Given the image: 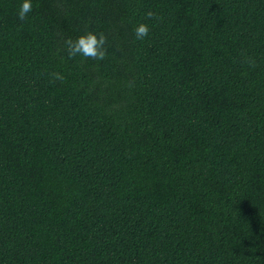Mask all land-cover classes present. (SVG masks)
I'll return each instance as SVG.
<instances>
[{"label": "trees", "instance_id": "1", "mask_svg": "<svg viewBox=\"0 0 264 264\" xmlns=\"http://www.w3.org/2000/svg\"><path fill=\"white\" fill-rule=\"evenodd\" d=\"M22 2L0 0V264H264V0ZM87 32L103 61L64 51Z\"/></svg>", "mask_w": 264, "mask_h": 264}, {"label": "clouds", "instance_id": "2", "mask_svg": "<svg viewBox=\"0 0 264 264\" xmlns=\"http://www.w3.org/2000/svg\"><path fill=\"white\" fill-rule=\"evenodd\" d=\"M32 11V0H23L22 4L17 13V18L20 21L27 19V14ZM146 19H158L153 12L149 11L146 13ZM150 33L149 25L146 23H139L133 29V35L135 40L142 41L148 37ZM108 38L101 32L96 34L94 32H87L84 35H81L77 39L73 40L68 38L64 41V51H66L69 59L75 58L76 56H81L85 59H91L95 61H103L107 57V47ZM245 63L249 67H255V60L248 58L245 60ZM51 75L50 82L59 81L64 83L66 77L63 74L53 72Z\"/></svg>", "mask_w": 264, "mask_h": 264}]
</instances>
